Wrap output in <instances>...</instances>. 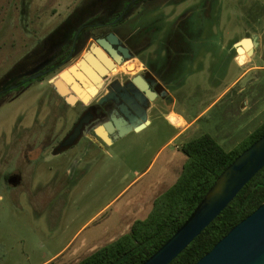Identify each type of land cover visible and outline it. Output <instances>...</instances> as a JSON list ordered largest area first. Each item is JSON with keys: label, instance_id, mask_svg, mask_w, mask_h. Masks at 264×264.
<instances>
[{"label": "flooded vegetation", "instance_id": "1", "mask_svg": "<svg viewBox=\"0 0 264 264\" xmlns=\"http://www.w3.org/2000/svg\"><path fill=\"white\" fill-rule=\"evenodd\" d=\"M224 2L76 0L41 34L49 0H21L24 50L0 76V113L15 115L0 124V194L67 187L92 154L167 116Z\"/></svg>", "mask_w": 264, "mask_h": 264}, {"label": "rangeland", "instance_id": "2", "mask_svg": "<svg viewBox=\"0 0 264 264\" xmlns=\"http://www.w3.org/2000/svg\"><path fill=\"white\" fill-rule=\"evenodd\" d=\"M75 1L49 0L39 10L44 17L40 33H47ZM20 4L0 0V76L24 50ZM223 13L219 26L207 33L211 43L205 41L182 83L171 90L176 109L195 119L192 127L176 136L160 115L143 130L92 154L85 172L67 187L1 193L0 264H76L148 216L182 172L188 158L184 143L210 134L230 151L264 124V67L245 72L231 47L242 36L260 34L252 64L264 66V0H225ZM14 118L7 108L0 113L1 126Z\"/></svg>", "mask_w": 264, "mask_h": 264}, {"label": "trees", "instance_id": "3", "mask_svg": "<svg viewBox=\"0 0 264 264\" xmlns=\"http://www.w3.org/2000/svg\"><path fill=\"white\" fill-rule=\"evenodd\" d=\"M264 124L240 146L227 151L212 135L203 134L182 146L187 160L176 182L160 195L152 211L130 230L76 264H142L186 222L219 175L257 139ZM264 203V167L232 202L170 264H195L234 226Z\"/></svg>", "mask_w": 264, "mask_h": 264}, {"label": "water", "instance_id": "4", "mask_svg": "<svg viewBox=\"0 0 264 264\" xmlns=\"http://www.w3.org/2000/svg\"><path fill=\"white\" fill-rule=\"evenodd\" d=\"M258 46L257 36L236 42L238 62H241L240 57H253ZM263 167L264 135L238 155L219 175L186 222L142 264H170ZM195 264H264V203L234 226Z\"/></svg>", "mask_w": 264, "mask_h": 264}, {"label": "crops", "instance_id": "5", "mask_svg": "<svg viewBox=\"0 0 264 264\" xmlns=\"http://www.w3.org/2000/svg\"><path fill=\"white\" fill-rule=\"evenodd\" d=\"M254 36H257L259 40L261 38L260 34H254ZM206 37H208V39H209L208 42H210L211 38H209V36H207V35H206ZM213 46L214 45H208L210 51L214 50ZM203 48L204 47H201V49L199 50L198 54H200L202 52ZM233 58H234V61L237 63V65L242 66V67H247L245 72L256 70V69H259L260 67H264V66H259V65L252 64L253 63V57H249V56H247V60H245V59L243 60L240 57L241 61H243L244 63L238 62V60H237L238 54L236 52L233 55ZM228 59H229V56H228ZM228 62H230V61H228ZM170 97H172L173 100L171 101V103L167 107L169 112H168L166 118L171 123V125L174 127V129L177 130L176 136H180V135L186 133L192 127L193 122L195 121V119L189 120L188 117L183 112L177 110L176 109V98L174 97L173 93L170 94ZM244 106H245V108L246 107L248 108V102H245ZM172 115H174V116L176 115L175 117H176L178 122H174L171 119ZM158 116H159L158 113L155 111L154 112V117L157 118Z\"/></svg>", "mask_w": 264, "mask_h": 264}, {"label": "bare ground", "instance_id": "6", "mask_svg": "<svg viewBox=\"0 0 264 264\" xmlns=\"http://www.w3.org/2000/svg\"><path fill=\"white\" fill-rule=\"evenodd\" d=\"M242 59H245L244 57H241ZM176 116V115H175ZM174 115L171 116V119L174 121V122H178L176 117Z\"/></svg>", "mask_w": 264, "mask_h": 264}]
</instances>
